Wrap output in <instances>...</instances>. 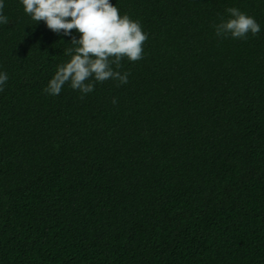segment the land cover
<instances>
[{
    "label": "trees",
    "instance_id": "16d2710c",
    "mask_svg": "<svg viewBox=\"0 0 264 264\" xmlns=\"http://www.w3.org/2000/svg\"><path fill=\"white\" fill-rule=\"evenodd\" d=\"M3 3L0 264H264V0H110L144 58L83 99L44 92L71 37ZM229 7L260 33L217 37Z\"/></svg>",
    "mask_w": 264,
    "mask_h": 264
},
{
    "label": "clouds",
    "instance_id": "9594fccd",
    "mask_svg": "<svg viewBox=\"0 0 264 264\" xmlns=\"http://www.w3.org/2000/svg\"><path fill=\"white\" fill-rule=\"evenodd\" d=\"M24 12L35 22L43 21L57 35L71 37L65 54L70 60L57 67L44 92L59 95L67 83L81 93V99L94 91L96 83L117 81V87L127 84L130 73L121 72L122 61L137 62L144 58L143 45L148 34L138 20L121 15L110 0H20ZM0 0V24H8ZM228 19L221 18L215 27L220 38L246 40L260 33L259 23L236 7L226 9ZM73 30L79 33L77 39ZM8 80L0 72V92ZM116 104V99H113Z\"/></svg>",
    "mask_w": 264,
    "mask_h": 264
}]
</instances>
